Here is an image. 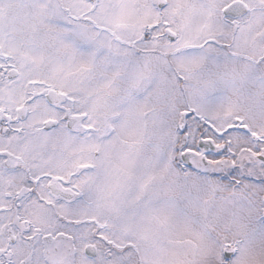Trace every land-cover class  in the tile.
<instances>
[{
    "label": "snow or ice",
    "instance_id": "obj_1",
    "mask_svg": "<svg viewBox=\"0 0 264 264\" xmlns=\"http://www.w3.org/2000/svg\"><path fill=\"white\" fill-rule=\"evenodd\" d=\"M0 264H264V0H0Z\"/></svg>",
    "mask_w": 264,
    "mask_h": 264
}]
</instances>
